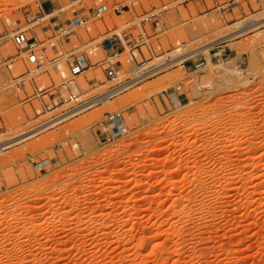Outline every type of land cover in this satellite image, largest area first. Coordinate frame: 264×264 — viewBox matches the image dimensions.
<instances>
[{"label":"rangeland","instance_id":"1","mask_svg":"<svg viewBox=\"0 0 264 264\" xmlns=\"http://www.w3.org/2000/svg\"><path fill=\"white\" fill-rule=\"evenodd\" d=\"M44 1L37 21L36 0H0V142L28 136L0 151V264H264V0H237L225 21L196 16L192 3L190 17L171 0ZM117 2L122 13L93 19ZM151 13L157 36L134 51L136 62L173 61L62 118L73 109L61 103L69 54L92 65L73 92L95 98L132 61L120 49L109 60L118 80L108 82L103 40L126 43V23ZM76 15L86 24L57 37ZM251 20L263 21L234 34ZM18 30L41 42V72L13 44ZM206 44L214 60L184 67ZM115 112L126 131L106 141L98 122Z\"/></svg>","mask_w":264,"mask_h":264},{"label":"built area","instance_id":"2","mask_svg":"<svg viewBox=\"0 0 264 264\" xmlns=\"http://www.w3.org/2000/svg\"><path fill=\"white\" fill-rule=\"evenodd\" d=\"M187 1L190 0H182L181 3H185ZM44 4H45L44 0H36L35 3L36 13L38 14V16L36 17L37 21L41 19L42 14H44L45 12ZM233 4H234L233 0H226L219 5L220 10L222 11L229 10L233 6ZM124 8L125 7L123 4H121V2L112 4L110 8L107 5L101 4L96 7L93 13V19L95 20L102 19L110 9L114 12L122 13ZM144 16L145 18L141 17L138 23H132L130 26L128 25V23H126L127 30H129L132 26L137 25L138 27L137 30H139V33L135 37L131 38L126 43H124V45H123L122 37L119 34H114V33L107 36L102 42L104 51L107 52V54L109 53L110 55H108L104 60L100 61L99 66L103 68L104 76L108 80V82H114L118 80L119 76L117 74V70L109 62V60L115 57H119L121 54L120 49L126 47L132 60L131 68L129 72H127V75L128 74L129 75L124 80L117 81L115 85L107 91V93L116 88H121V89L116 94L109 95V98L128 89L129 87L133 86L134 84L142 80L144 77L152 76L157 71L162 69V66L166 64L164 63L144 69L146 67V63L144 61L140 63L136 62L134 51H138L142 45H146L149 39V36H147V34L144 33L142 29L143 25L149 24L152 18L156 17V15L153 13L146 14ZM86 22H87L86 17L81 15H76L69 20L66 26H62L61 24H59L58 32L55 35H57V37L67 38L71 35V32L73 31L74 28L84 26ZM12 41L17 48L24 47V53L26 54L25 56L26 64L30 67H33L34 70L41 72L43 66L40 62V58L38 55V53L42 51V48L40 47L41 42L37 41L35 38L28 37L26 31H20V30L13 33ZM68 58L70 59L69 76L71 79L61 84V86L65 88L67 91L66 95L61 96L62 105H71L73 107L72 110H74L83 105L85 106L82 109H86L91 107L92 105L99 104V102L93 103L92 100L101 96L102 94L96 96L95 98H89L87 100L81 101L79 95L73 92V90L75 89L72 84L73 79L81 75L86 70L90 69L92 66L87 56L82 52H75V53L72 52L69 54ZM200 65H203V63L197 64L196 68ZM25 82H26V77L24 75L18 76L15 80L16 89L21 90ZM36 92L38 93L41 92V89H36ZM43 93H45V91ZM64 114L65 113H62L60 114V116ZM98 126L101 134L103 135V138L106 141H110L113 139L114 135H121L126 131L123 125L122 117L118 112L107 113L105 115L104 120L98 122ZM43 165L44 163L35 164L36 168H41Z\"/></svg>","mask_w":264,"mask_h":264},{"label":"crops","instance_id":"3","mask_svg":"<svg viewBox=\"0 0 264 264\" xmlns=\"http://www.w3.org/2000/svg\"><path fill=\"white\" fill-rule=\"evenodd\" d=\"M171 1L172 2H178V5L179 6H182L185 10H187V12H188V14H189L190 17H192V13H191L190 10H188V4L189 3H192L193 8H194V12H195V15L196 16L202 17L203 15H210L211 13L215 12V13H218L221 16V18L225 21L226 12H225V10L224 11L220 10V6L219 5L222 2H220L219 0H210L211 3H212V7H210L209 2L207 0H190V1H187L185 3H181L182 0H171ZM233 1H234L233 6H234L237 3V0H233ZM226 11H228V10H226ZM227 14H229L231 16L234 15L233 12H229ZM135 19H138V18H135ZM155 19H156V17L155 18H152L151 22L149 23L150 31L152 32V34L149 37V40H151L152 38H154V37L157 36L156 27H155V25L153 23V21ZM137 28H138L137 25L136 26L134 25V26H132L129 29V33L130 34H128L126 36L127 39L133 38L132 32L134 30H136ZM142 29H143L144 33H147L146 32V29H145V25H143V28ZM123 42L125 43L124 40H123ZM223 43H224V40H220V41H217L216 43H214L215 49H220V51H224V49H222V48H224ZM213 48L212 47L209 48V52H208V55L207 56L204 55V53H203L202 50H199V51L194 52L193 54L189 55L190 56L189 58H186V59H184L182 61L183 66L184 67L191 66V68H192L193 66H196L199 63H203V65H205L206 62H207V58L212 62L214 60L215 56H216V53H215V51H214ZM186 63H187L188 66H186Z\"/></svg>","mask_w":264,"mask_h":264},{"label":"bare ground","instance_id":"4","mask_svg":"<svg viewBox=\"0 0 264 264\" xmlns=\"http://www.w3.org/2000/svg\"><path fill=\"white\" fill-rule=\"evenodd\" d=\"M52 12V11H51ZM50 14V13H49ZM51 15H52V13H51ZM263 21V20H262ZM261 20H251V21H248V22H246L244 25H243V27H242V29L241 30H238V32H235L234 34L236 35L237 33H240L241 31H243V30H246V29H249V28H252V27H255L257 24H259V23H261L262 22ZM231 35L232 34H230V35H228V36H226V37H231ZM233 36V35H232ZM203 48H205V45L204 46H202V48L200 49V50H202V51H205L206 49H208L209 48V45H207L206 44V49H203ZM196 51H198V50H196ZM196 51H194V52H196ZM181 59V58H180ZM177 60V59H176ZM172 62L173 60H169V61H163L164 63H169V62ZM175 61V60H174ZM206 61V60H205ZM162 62V63H163ZM121 88H116V89H114V90H112V91H110V92H108L107 93V91H105L104 93H102V95L101 96H99V97H97V98H95L94 100H92V102L93 103H97V102H99V103H102V104H105V103H107V101H108V99H109V95H111V94H116L119 90H120ZM84 106V105H83ZM79 109H81V107H79V108H77V109H74V110H71V111H69V112H67V113H65L64 115H62V118H63V116H66V115H70V114H72L73 112H77ZM83 110V109H82ZM36 131V130H35ZM32 133V132H31ZM29 134V133H28ZM27 136V135H26ZM26 136H25V138H26ZM29 136H30V134H29ZM28 137V136H27ZM25 138H23V139H21V136L19 137H17V138H13L12 140H8V141H6V142H0V151L1 150H3L4 148H6V147H9L11 144H13V143H16V142H18V141H20V140H24Z\"/></svg>","mask_w":264,"mask_h":264}]
</instances>
